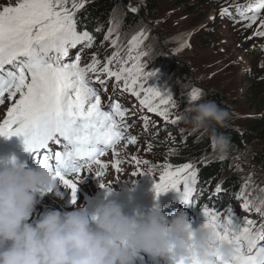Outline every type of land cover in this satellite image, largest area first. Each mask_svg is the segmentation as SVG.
<instances>
[{
	"label": "snow or ice",
	"instance_id": "obj_1",
	"mask_svg": "<svg viewBox=\"0 0 264 264\" xmlns=\"http://www.w3.org/2000/svg\"><path fill=\"white\" fill-rule=\"evenodd\" d=\"M83 7V0H16L14 5L5 4L0 8V105L12 102L0 121V137H23L25 150L35 154L40 166L53 172V179L71 189L73 204L80 181L74 182L66 177H79L85 169L91 172L93 164L102 170L104 166L99 158L124 138L117 120V117L125 115L124 111L116 104L111 105L110 111L102 109L101 97L91 86L89 73L95 74V79L102 86L105 80L100 78L101 73L115 77L116 81L123 80L125 89L133 95L139 96L143 92L141 105L165 119L172 101L167 93L154 87H144L143 81L156 73H145L138 63L139 55L143 53L130 57L136 61L131 68L121 66L118 70L109 67L114 59L119 62L116 53L99 69L100 62L95 56L83 67L79 63V54L66 62L71 49L78 45L91 46L93 40L88 31H79L77 27V12ZM234 7L235 15L228 8H223L221 17L245 22L244 27L248 28L256 24L264 12V0ZM111 32L109 29V35ZM253 35L264 37V20H260ZM112 43L116 44V41ZM139 43L138 36L129 41L130 45L138 46ZM123 63L127 64V61ZM199 95V90L193 89L190 101L194 102ZM177 120L179 117L171 122L175 124ZM131 142L135 143V138ZM52 144L59 149L53 150ZM133 159L137 164L141 163L135 157ZM170 168V165L165 166L159 182H154L156 195L169 189L179 190L182 201L186 205L192 204L197 182L194 166L184 164L174 171ZM101 174V171L96 173L97 177ZM100 187L110 189L104 184ZM239 195L243 198L244 209L254 206L245 192ZM261 204L264 205V201ZM256 211L264 217V206L257 207ZM203 215L206 219L202 226L210 232L209 247L212 251L203 257L192 255L177 264H225L216 251L220 242H227L234 249V255L227 264H264V243H260L264 241V223L259 228H255L253 220L242 224L230 209L221 216L217 211L205 208Z\"/></svg>",
	"mask_w": 264,
	"mask_h": 264
},
{
	"label": "rangeland",
	"instance_id": "obj_2",
	"mask_svg": "<svg viewBox=\"0 0 264 264\" xmlns=\"http://www.w3.org/2000/svg\"><path fill=\"white\" fill-rule=\"evenodd\" d=\"M145 1L129 0L128 11L136 10ZM228 1L191 0L190 4L194 6L191 11L182 6L177 7L170 0H158L153 19L148 20L149 23L157 22L155 27L158 28V35L154 39L148 36L153 32H149L142 25L124 28V12L119 3L112 7L109 28L98 30L102 39L94 41V49L83 56H88L87 61L95 56L107 63L116 53L119 62L114 59L110 65L131 68L136 61L130 57L134 58L143 53L139 55L138 63L143 66L145 73H156L143 81L144 87L157 88L172 97L168 105V118L165 119L155 112L154 117L159 124L169 125L174 135L159 136L136 146L117 147L114 154L104 161L111 166L109 171L94 168L88 174L94 179L90 190L96 192L98 184L101 183L110 187L106 189L112 191V196L116 197L115 192L122 188L130 190L132 186L141 187L159 182V177L167 165L171 166L169 170L177 169L167 159L177 144H185L194 138L204 140L207 137L205 133L190 130L184 119L187 107L194 103L190 101L193 89L199 90L198 99H206L210 92L222 95L225 98L224 109L231 117L229 126L236 130L246 129L256 113L264 110L261 104L264 102V94L259 95L254 102L255 96L250 92L252 80L257 76L264 77V37L253 35L264 17L248 28L241 23L231 24L227 17L220 15L221 9L228 8ZM15 3L16 0H0V8L5 4ZM109 29H112L110 35ZM143 29L145 34L140 35ZM106 35H109L108 39H105ZM133 36L139 37L138 46L129 44ZM113 40L116 44L112 43ZM177 117L179 120L173 124L171 121ZM209 142V153L204 160L221 161L226 165L225 176L238 182L239 192L227 196L231 206L240 208L245 213H259L256 208L264 206L261 204L264 201V169L255 163L254 158H261L259 154L264 153V142L259 143L255 139L250 144L232 145L226 158L217 156L210 137ZM116 156L121 159V163L114 161ZM133 157L141 163L137 164ZM262 161L264 165V160ZM193 164L195 167L198 165ZM98 171L102 172L99 177L96 175ZM242 191L254 202L249 210L243 207L244 201L239 195ZM249 217L255 219L254 215Z\"/></svg>",
	"mask_w": 264,
	"mask_h": 264
},
{
	"label": "clouds",
	"instance_id": "obj_3",
	"mask_svg": "<svg viewBox=\"0 0 264 264\" xmlns=\"http://www.w3.org/2000/svg\"><path fill=\"white\" fill-rule=\"evenodd\" d=\"M230 118L215 101L200 98L187 107L184 119L193 132L209 135L217 156L226 158L231 140L218 130L227 128ZM13 161L0 158V264H136L142 255L154 264H177L212 251L209 230L192 229L181 209L164 214L154 207L128 215L122 204L109 200L91 214L82 207L47 210L33 220L43 196L52 192L63 198L61 184L47 167ZM216 251L225 264L234 255L227 242Z\"/></svg>",
	"mask_w": 264,
	"mask_h": 264
},
{
	"label": "trees",
	"instance_id": "obj_4",
	"mask_svg": "<svg viewBox=\"0 0 264 264\" xmlns=\"http://www.w3.org/2000/svg\"><path fill=\"white\" fill-rule=\"evenodd\" d=\"M170 1L175 2L177 7L182 6L191 11L194 9V6L190 4L191 0ZM234 1L229 0L228 7L235 5ZM83 3L84 7L77 12L78 30L88 31L97 41H100L102 38L99 36L98 30H107L109 28L111 9L118 2L115 0H83ZM158 4V0H146L144 5L138 7L135 12L128 11L122 15V25L124 28L141 25L147 27L149 32H153V34L149 33L148 36L154 39L158 35V28L155 27L157 22L149 23L148 20L153 19V14L156 12ZM141 33L145 34L144 29ZM259 75L261 74L259 73ZM250 92L255 96L253 101L256 102V98L264 94V77L257 76L256 79L252 80ZM206 99L215 101L222 108L225 107V98L218 93L210 92L207 94ZM261 104L263 105L262 108H264V102ZM256 114L246 129L236 130L228 125L227 128L219 129L218 131L230 137L232 145L250 144L255 139L262 143L264 142V110ZM165 129V134L174 135L169 125ZM205 135L207 137L204 140L194 138L185 144H177L173 153H169L168 162L177 166V168L182 167L184 164H192L194 166L193 163H197V167L194 166L197 173L196 186L207 192L213 189L217 192L219 185L220 191L217 192L220 194L219 198L228 200L227 196L229 193L236 194L239 192L238 182L234 178L225 176L226 165L221 161L210 162L204 160L209 153L210 146V136ZM259 155L261 158L255 157L254 161L264 169V165L261 163L264 160V153Z\"/></svg>",
	"mask_w": 264,
	"mask_h": 264
},
{
	"label": "water",
	"instance_id": "obj_5",
	"mask_svg": "<svg viewBox=\"0 0 264 264\" xmlns=\"http://www.w3.org/2000/svg\"><path fill=\"white\" fill-rule=\"evenodd\" d=\"M116 2L119 3L121 10L126 13L128 12V0H115Z\"/></svg>",
	"mask_w": 264,
	"mask_h": 264
},
{
	"label": "bare ground",
	"instance_id": "obj_6",
	"mask_svg": "<svg viewBox=\"0 0 264 264\" xmlns=\"http://www.w3.org/2000/svg\"><path fill=\"white\" fill-rule=\"evenodd\" d=\"M128 6H129V0H128ZM212 191L216 192L215 189H213V190L209 191V193L212 192ZM219 196H220V194H219Z\"/></svg>",
	"mask_w": 264,
	"mask_h": 264
}]
</instances>
